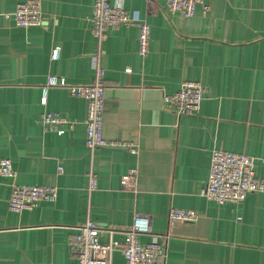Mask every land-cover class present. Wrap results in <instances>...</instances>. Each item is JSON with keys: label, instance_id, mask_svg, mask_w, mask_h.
I'll return each mask as SVG.
<instances>
[{"label": "crops", "instance_id": "0c3cea01", "mask_svg": "<svg viewBox=\"0 0 264 264\" xmlns=\"http://www.w3.org/2000/svg\"><path fill=\"white\" fill-rule=\"evenodd\" d=\"M25 1L0 0V158L12 161L15 183L55 187L58 197L13 213L14 181L0 178V264H78L70 246L77 228L91 219L105 230L103 242L106 230L123 241L137 215L152 217L153 235L142 243L167 238L166 264H264V194L239 205L202 195L214 150L254 157L264 178V0H209L210 12L199 7L191 18L170 13L167 0H115L151 25L150 53H138L137 26L109 31L103 137L119 147L97 149L93 160L86 101L63 88L49 90L46 106L41 98L50 75L93 83L95 0H39L46 25L23 29L4 15ZM187 81L205 89L196 116L164 104ZM45 113L74 128L58 135L41 123ZM91 168L98 187L89 194ZM131 169L136 188L125 190ZM172 208L199 219L170 226ZM113 264L126 262L117 253Z\"/></svg>", "mask_w": 264, "mask_h": 264}, {"label": "built area", "instance_id": "2783aa9c", "mask_svg": "<svg viewBox=\"0 0 264 264\" xmlns=\"http://www.w3.org/2000/svg\"><path fill=\"white\" fill-rule=\"evenodd\" d=\"M209 0H167L170 13H183L186 18L193 17L199 7L203 13L210 12ZM11 19L18 28L29 29L44 27L47 23L39 0H28L19 3L13 13L4 15ZM92 34L96 41L97 50L92 56L94 81L87 85L69 84L64 77L50 75L42 87L41 104L46 106L48 93L52 88L67 89L69 93L87 103L86 147L94 157L97 149L119 147L116 143H109L103 137L104 114L107 107L106 100V71L102 66L105 55V45L109 31L121 27L137 26L140 31L138 53L146 57L150 53L151 25L146 21H136L129 13L117 4L115 0H95L93 15L90 19ZM60 58V49L53 50L51 59ZM205 89L201 83L187 81L182 84L180 91L164 97V104L173 109L179 116H196L200 113L204 100ZM41 123L47 129L58 135H64L67 128L73 129L74 124L60 115L45 113L41 116ZM137 154L138 150L132 148ZM256 159L245 154H235L221 150H214L208 181L202 190V195L210 202L224 205L227 203L239 205L250 194H264V178H259L255 172ZM63 173V169H60ZM0 178L14 181L11 185L12 193L9 210L13 213H23L36 209L42 202H54L58 197L55 187L24 186L15 183L16 172L10 159L0 158ZM138 180L137 169H131L123 181L125 190H134ZM98 178L94 169L88 173V192L97 190ZM199 214L195 211L170 209L168 222L170 226L196 222ZM77 233L70 238V246L77 258L78 264H113V259L120 253L126 264H166L168 257V241L153 239L142 243L141 237L152 236V217L137 215L133 225L128 229L123 241L113 238L114 231L106 230L108 241L100 239L103 227L91 219L77 228Z\"/></svg>", "mask_w": 264, "mask_h": 264}]
</instances>
